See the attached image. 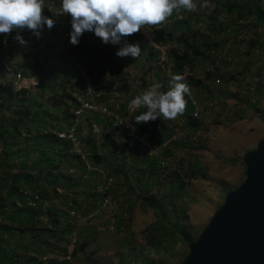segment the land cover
<instances>
[{"label":"rangeland","instance_id":"rangeland-1","mask_svg":"<svg viewBox=\"0 0 264 264\" xmlns=\"http://www.w3.org/2000/svg\"><path fill=\"white\" fill-rule=\"evenodd\" d=\"M194 3L197 5L195 12H190L184 8L178 11L175 10V16L172 15L160 25L144 26L140 32L124 37L120 45H105L93 33L85 32L80 39L79 45L74 47L69 43L71 29L66 30V32L60 31L56 38L47 36L51 43L56 44L55 52L64 55L70 60L69 65L73 69H77L72 73V80L75 81L80 77L84 78V81H86L85 86L89 83L96 95L90 101L93 109L88 110V112L77 118L76 135L79 141L85 144H87L89 139H93L96 143L103 141L102 135L104 131L108 129L110 123H113L111 120L115 116L113 113L117 114L122 121H131L133 124L134 114L138 109L129 107L131 101L136 96L141 95L146 87L150 88L158 84V80L163 78V75H166L165 78L170 82L168 79L173 75L171 73L173 63L170 51L174 48L177 49L178 45L169 37V34H172V37H176L179 35L180 30L188 35H191L194 31H199L206 37L205 41L219 43L218 48L214 50L218 52L216 59L219 61L221 68L211 69L212 65H214L211 58L208 60L199 58L194 68L189 70L191 76L201 82L200 90L189 85L191 94L188 95V99L190 100L191 97L199 110V117L195 119L198 125L196 129H190L185 124L184 118L179 115L172 120H166L161 116L159 118L160 124L152 128V131L147 133L148 137L146 138V142L154 150V156H149L150 153L145 147L142 149L137 148L136 155H128L119 140L120 147L116 148L114 155H108L109 157L102 163L103 166L89 160L94 165L105 167V169L103 168L104 170L106 168H114L118 164L124 166L118 177L112 176L114 180L112 192H116L112 196L118 203L120 212L123 213L121 215H125V222L128 225L127 229L122 233H101L96 230V225H89L87 217L93 209L86 214H82L84 207L80 210L73 209L76 211V218L71 219L69 216V211L72 209H67V206H72L69 203L74 199V196L78 197L77 200L82 202V205H85L86 201L92 204V200L90 198L87 199L84 194L94 191L92 181L96 182V178L87 181L86 186L80 185L76 188L72 186L70 188H62L61 185H48L44 182L46 180L42 178L43 176H41L39 183H34L36 185V191L34 192H41L42 190L41 195L48 200L50 205H55L56 209L65 211L68 214L65 219L72 225V230L77 231V244L80 245L83 241L88 242L84 251L78 252L75 257H72L71 263L68 264H109L110 262L116 264L118 253L126 254L128 251H138L141 246H145L143 231L154 223L155 211L149 205L151 202L145 201L139 196V186L141 185L136 177L143 174L141 170L145 168L143 163L138 162L139 157L146 162L153 159L156 160V163L163 159H168L169 161L168 168L163 169V173L158 171L160 175L151 179L145 175L141 181V183H148L144 198L154 196L157 200H160L168 192L172 175H182L184 194L180 197V205L183 206L185 214L180 216V221L192 238H197L214 212L222 206L226 194L235 190L245 179V166L242 157L246 152L257 147L264 133L261 113V111H264V87H261L262 93L258 95L256 93L257 85L255 84V79L264 70V63L259 56L241 53L235 39L240 33L244 32L247 34L250 32L254 37L251 40V45L257 44L259 47L264 48V26L260 25L254 28L252 27V18L242 21L237 20L236 15L222 14L218 17V22L222 24L230 22L231 24L228 27L223 25L224 31L216 33L211 30L212 28L209 29L211 23L209 17L212 15L215 3H210L206 0V7H201L204 0H194ZM58 9V7L45 6L42 14L48 11L56 12ZM69 27L71 28V24ZM161 29L168 33L165 40L158 34ZM28 32L30 33L27 30L22 31L20 35L30 37ZM13 33L17 34L16 32ZM45 34L47 35V33ZM4 35L9 38V44L8 48L2 49L3 53H8V50H10V53L15 55L17 53V55L11 57L13 58L12 60L10 58L7 61V65L11 66L14 71H10L5 75L0 72V84L4 83L8 86L11 83L13 92L20 93L25 90L26 94L22 96L27 97L29 105L36 100L45 108H50L51 92L48 89H44V94H41V87L36 78L23 77L20 74L24 70L21 66L24 67L26 62L29 61L25 57L29 51V45L19 46L16 42H12L11 33ZM31 41L33 42V40ZM84 41H87L86 44ZM125 41L140 45L141 55L138 58L134 59L130 56L118 58L115 55L119 48L124 46ZM254 41L257 42L252 44ZM83 46L84 48H81ZM150 50L158 52L156 60H147L150 57ZM87 52L90 53L89 59H91L92 63H95V59L100 61L95 63L98 77L88 75L84 70L86 60L83 55ZM4 69L5 67L3 69L0 68V71H4ZM110 69H117L119 74L128 78L129 81L139 79L142 74L146 76L144 86L141 85L142 83L134 85V94H132L133 96H131L132 98H130L131 100L126 104L124 110H122L124 94L116 91L119 84L117 86L113 84L110 88H107L105 84L100 91H96L93 87L99 80L111 81L116 74ZM18 73L20 74V80L16 81L15 76ZM187 81L188 78L182 82L186 83ZM65 89L73 99L74 94H76L78 95L77 99L82 98L84 102L89 101V97L84 95V90L76 87L70 88L68 85H66ZM255 100H258L259 104L257 107H251L250 105L254 104ZM67 105L68 115L70 116L64 118V115L60 113L55 115L51 121L40 115L37 121L34 122L30 135H44L46 132L56 131L58 127L63 130L67 129L69 127L68 123L73 120L72 117L75 111L74 103H72L71 99L67 100ZM41 108L43 109V107ZM103 108L109 112V115L102 116L101 110ZM34 111L36 110L34 109ZM0 113H2L1 110ZM3 114L7 116L8 112L4 110ZM28 136V132L25 130L21 131V141L17 147L19 149L18 155H22L27 148H36V145L39 148L42 146L39 153L44 151L51 156L60 149V147L52 149L43 147V139H38L34 143L35 145H29V143L24 141ZM69 151L71 154L66 152V150L61 151V154L67 153L71 156L72 153H75L71 147ZM3 153V148L0 145V155ZM38 155L36 153L33 154L32 158L34 161ZM64 155L63 157L65 158L62 160L59 175H64L62 179L71 183L72 179L70 176L72 175L70 170L76 166V163L73 165L68 162L66 160L67 156ZM23 160L24 158L21 157L13 161L15 165H18ZM30 163L31 161L28 162V164ZM189 165L194 166L196 177L186 173ZM160 170L162 169L160 168ZM18 171L20 170L16 168L11 173H17ZM106 171L109 173L108 170ZM53 173L55 174V171ZM123 174L128 177L126 184L124 183V178L122 179ZM42 185L45 187L41 188ZM30 190L33 191L32 189ZM53 190L58 193L59 197L54 196ZM44 224L49 225L46 219ZM68 235H66V239ZM13 243L17 246L19 240L16 239ZM2 244L3 242L0 243V247H2ZM187 253L186 244L180 242L173 251V255L169 256L171 260H168L167 263L180 264L182 257L186 256ZM9 255H21L22 257L30 258L35 256V252L32 249L26 250L19 247L8 251L5 257ZM55 257L56 253H51L44 258H38L45 261V259H55ZM143 257V261L145 260L149 264H160L158 258L152 253L145 252ZM62 258V255L58 256V261H61ZM130 264L143 263L141 261H131Z\"/></svg>","mask_w":264,"mask_h":264},{"label":"trees","instance_id":"trees-1","mask_svg":"<svg viewBox=\"0 0 264 264\" xmlns=\"http://www.w3.org/2000/svg\"><path fill=\"white\" fill-rule=\"evenodd\" d=\"M208 1L210 3H215V8H213L212 15L209 17L211 19L209 29L212 28L211 30L216 33L224 31L223 25L228 27L229 24H231L230 22L226 24L218 22V17L222 14L231 16L236 15L237 20L242 21L252 18V27L254 28H257L260 25L264 26V0ZM44 3L60 8L61 0H44ZM175 14L176 12L174 10L172 15L175 16ZM45 16L54 20V27L50 31H47V35L43 32L40 39L34 37L31 32L28 33L30 37H23L27 41V45H29V51L25 55L26 59L29 61L26 62L24 67L21 66L24 69L21 75L23 77L36 78L41 87V94H44V89H48L51 92L50 108H45L36 100L29 105L27 97L22 96L26 94L25 90H22L20 93L13 92L11 83L8 84V86L4 83L0 84V110L2 112L0 113V145L4 152V155H0V243L3 242V236L6 234L11 241L16 239L19 240L17 246L14 245L15 249L20 247L26 250L32 249V251L35 252V256L30 258H25L21 255H9L8 257H5V254L10 251V249L3 248L2 246L0 247L1 264H68L63 260L58 261V256H63L66 252V235L72 230V225H70L65 219L68 214H66L65 211L56 209L55 205H50L46 208L40 207L38 209L28 207L27 196L24 195V191L32 189L33 191L30 190V193L38 194L42 199H45V197L41 195V192H43L42 190L41 192H34L36 191V185H34V183H39L41 176L46 180L44 181L46 184L61 185L62 188H70L71 186L76 188L80 185L87 184V180H82V176H70L72 180L70 179L71 183H68L62 179L64 178V175H59L62 160L65 158L63 157L64 154V156H67L66 160H68V162H71L72 159L75 158L76 162H78V167L81 165L76 155L70 156L67 153L61 154V151L63 152L65 150L69 153L71 146L68 142L57 138V136L51 132H46L44 135H30L31 128H33L34 122L37 121L40 115H43L45 119L51 121L54 119L55 115L60 113L64 115V118L70 116L68 115L67 100L71 99L75 107H77V103L75 99L66 92L65 87L68 85L70 88L76 87L85 90L86 83L84 78L81 77L75 81L72 80V73L77 69H73L69 65L70 60L64 55L55 52L56 44L51 43L49 38H47V36L56 38L60 31H64L63 28L59 30L62 26H70L71 17L68 15L67 20L62 22L60 19L56 18L53 13H46ZM58 26L60 27L58 28ZM46 29L47 28H45V30ZM158 34L161 35L162 39H167L168 33H166L164 29L158 31ZM11 35L12 42H16L21 46L15 39L17 34L12 32ZM169 37L178 45L177 49L174 48L170 51L173 63L171 73L173 75H179L185 68L192 70L199 58L206 60L210 59V51L212 49H217L219 46L218 42L211 43L205 41L206 37L199 31H194L191 35H188L180 30L178 36L172 37V34H169ZM30 40H33V42H30ZM84 42L86 44L87 41ZM256 42L257 41H254L252 44ZM8 44L9 38L2 35L0 38V68L3 69V67H5L4 71H0L2 75L14 71L11 66L7 65V61L11 57L16 56L17 53L15 55L8 50V53L6 52L4 54L2 51V49L8 48ZM81 48H84V46ZM89 55L90 53L88 52L83 55L86 60L84 70L88 75L98 77L95 63L100 61L95 59V63H92L91 59H89ZM157 57L158 52L150 50V57L147 60H156ZM12 59L13 58H11V60ZM111 70L113 69H110V71ZM113 72L116 75L111 81L99 80L96 83L94 82L95 84L93 87L96 91H100L105 84L107 88H110L113 84H116V86L119 84L116 91L120 94H124V104L122 106V110H124L126 104L131 100L130 98H132V94H134V85L142 83L141 85L144 86L146 76L142 74L139 76V79L129 81L128 78H125L124 76L122 77L117 69H114ZM165 76L166 75H163V78L158 80V85L161 86L159 91L161 92H167L171 89V83L167 81ZM172 76L168 79L169 81H171ZM186 84L188 86H194L197 90H200L201 87V82L193 76L188 77ZM147 89L148 87H146L144 91ZM261 91V87L257 84L256 93L259 95L262 93ZM184 98L186 100V108L184 113L179 116L183 117L185 124L193 130L198 126L196 120L192 117L194 107L191 105L188 95H185ZM258 104L259 101L255 100L254 104H251L250 106L257 107ZM41 107H43V109ZM34 109L36 111H34ZM4 110L8 112L7 116H4ZM146 111L145 108H138L134 114L133 127L139 135H144L152 131V128H155L160 124L159 118L156 121H150L147 124H136L135 118ZM263 112L264 111H261L262 114ZM68 125L70 126L71 122L68 123ZM111 128V126H108V129L104 131V134L102 135L103 141L101 143H96L93 139H89L87 144H85L89 154L88 159L95 162V164L98 163L102 165L104 160L109 157L108 155H114L116 148L120 147L119 139H116L111 134V131H108L111 130ZM22 130L28 132L29 136L25 138L24 141L29 143V145L34 144L38 139H43V147L47 149L60 147V149L55 151L53 153L54 155L51 156L44 151L39 153L42 146L39 145V148L37 147L38 145H36V148H27L22 155H18L19 149H17V147L21 141ZM62 130L63 129L60 127L56 129V131ZM122 146L127 151V154L132 156L136 155L137 148H143L142 145L132 141L128 137L122 142ZM34 153L39 154L35 161L32 158ZM21 157L24 158L22 163L15 165L13 160ZM140 158L141 157L138 158V162L143 163L145 168L141 170L143 174L136 177L141 185H138L140 188L139 196L143 200L151 202L149 205L155 211V221L143 231L145 246H141L138 251L132 250L128 251L126 254L118 253L116 264H130L131 261H141L143 264H149L147 261H143L145 252L154 254V256L158 258L160 264H165L168 260H171V257L169 256L173 255V251L178 243H185L188 248V244L196 239L191 237L190 233L185 230L184 225L180 221V216H184L185 214L183 206L180 205V197L184 194L182 175H172L168 186V192L164 194L160 200H157L154 196L144 198L143 196L146 193L145 191L147 190L148 183H141V181L145 175L151 179L160 175V173H163L164 171L163 169L160 170L156 160L153 159L146 162L144 159ZM29 161H31L30 164H28ZM16 168L20 171L17 173H11V171ZM79 168L82 169L81 166ZM103 168L105 169V167ZM123 169L124 166L120 164L116 165L114 168H106V170L109 171V173L107 172L108 175L113 177H118ZM187 169V174L196 177L194 166L189 165ZM54 171L55 174L53 173ZM123 178L124 183L126 184L128 177L123 174L122 179ZM92 184L94 185L95 190L96 182L92 181ZM44 187V185L41 186V188ZM93 192H86L84 194L87 199L90 198L92 200V204H89L86 201L85 205H82V202H79L77 200L78 197L76 196H74V199L69 203L72 206L64 204L67 206V209L80 210L84 207L82 214H86L90 210H94L97 206L98 196ZM115 193L111 190L112 195ZM53 194L54 196L59 197L58 193L54 190ZM45 219L53 229L49 228V225L44 224ZM127 227L128 225L125 223V229H127ZM87 244V241H83L80 245L76 244L72 256L75 257L78 252L84 251ZM51 253H56L55 259H45V261L39 260V258H44L47 254ZM184 258L185 255L182 257L180 263ZM109 264H112V262Z\"/></svg>","mask_w":264,"mask_h":264},{"label":"clouds","instance_id":"clouds-1","mask_svg":"<svg viewBox=\"0 0 264 264\" xmlns=\"http://www.w3.org/2000/svg\"><path fill=\"white\" fill-rule=\"evenodd\" d=\"M45 6L55 7L44 3V0H0V35L16 32L15 39L20 45L27 46V41L23 38L25 35L21 36L20 33L27 30L40 39L43 32L47 33L54 27V20L45 16L46 13H53L62 22L67 20L68 15L71 17V28L62 26L60 29L63 28L64 32L71 29L69 43L72 46L79 45L85 32L93 33L105 45L115 46L120 45L124 37L140 32L146 25L162 24L172 16L174 10H197L194 0H61L58 11L42 14ZM201 7H206V0ZM115 55L118 58L130 56L136 59L141 55V48L139 44L125 41L124 46L120 47ZM183 80L182 75H173L170 81L171 89L167 92L159 91L161 86L156 84L142 95L136 96L129 107L145 108L147 111L137 116L135 123L147 124L161 116L172 120L182 115L186 108L184 97L191 94L190 87L181 82ZM77 97L78 95L74 94L76 103ZM51 133L55 134L52 131Z\"/></svg>","mask_w":264,"mask_h":264},{"label":"water","instance_id":"water-1","mask_svg":"<svg viewBox=\"0 0 264 264\" xmlns=\"http://www.w3.org/2000/svg\"><path fill=\"white\" fill-rule=\"evenodd\" d=\"M242 161L245 179L226 194L222 206L188 244L180 264H264V133Z\"/></svg>","mask_w":264,"mask_h":264},{"label":"built area","instance_id":"built-area-1","mask_svg":"<svg viewBox=\"0 0 264 264\" xmlns=\"http://www.w3.org/2000/svg\"><path fill=\"white\" fill-rule=\"evenodd\" d=\"M225 21V19H224ZM254 38L250 32L247 34L240 33L235 41L237 42V47L239 51L243 54L250 53L254 56H259L261 61L264 63V48L259 47L256 45H251V40ZM226 51V49H225ZM218 52L214 49L210 51L211 59L213 60V64L211 69L214 68H221L219 61L216 59ZM179 75L184 77V80L191 76V72L189 69H184ZM20 80V75L17 74L16 81ZM183 80V81H184ZM182 82V81H181ZM255 84L259 85L260 87H264V70L260 73V75L255 79ZM85 95L89 97V101L84 102L82 98L78 100V106L75 109L73 115L74 119L71 122V125L61 131V132H53L57 136V138L64 140L69 143L71 146L72 151H74V155L79 159L81 163L82 169L78 166H75L73 169L70 170V174L73 177L82 176V180H91L96 178V188L94 192L98 196L97 206L96 208L88 215L87 221L89 225H96V230L101 233L106 234H114V233H122L125 230V215H121L123 213L120 212L118 203L115 201L114 197L111 194L112 185H113V177L108 175L107 171L103 168L99 167L98 165H94L88 159V152L85 146V143H82L77 138V118L81 116L83 113L88 112V110H92V103L91 100L94 99L95 93L93 89H91L89 83L86 84L85 87ZM190 103L194 107L192 117L193 119H197L199 117V110L196 107V103L190 97ZM102 116L109 115V112L105 108L101 110ZM115 116L111 118L113 123H110L111 134L121 142L128 137L132 141L142 145L145 147L148 152L150 153L149 156H154L153 148L146 142V138L148 137L147 133L144 135H139L133 127L132 122L122 121L117 114L113 113ZM102 117V118H103ZM97 131V130H96ZM71 153V152H70ZM168 159H163L158 161V166L161 169L168 168ZM98 179V182H97ZM24 195L27 196V205L28 207H32L38 209L40 207L46 208L50 206L48 200L42 199L38 194L30 193V190L24 191ZM70 205V204H69ZM69 216L71 219L76 218V211L70 210ZM49 228L53 229L49 226ZM8 235L3 236V248H9L10 250L15 248V244L11 241ZM78 241L77 231L72 230L67 238L66 242V252L63 255L62 260L66 263H71L72 254L74 252L75 246ZM12 242V243H11ZM1 264V263H0Z\"/></svg>","mask_w":264,"mask_h":264},{"label":"crops","instance_id":"crops-1","mask_svg":"<svg viewBox=\"0 0 264 264\" xmlns=\"http://www.w3.org/2000/svg\"><path fill=\"white\" fill-rule=\"evenodd\" d=\"M75 160H76V159H75V158H73V159H72V161H71L70 163H72L73 165H75V163H76V166H77V165H78V163H77V162H75Z\"/></svg>","mask_w":264,"mask_h":264}]
</instances>
